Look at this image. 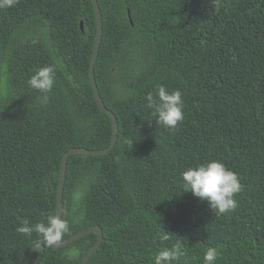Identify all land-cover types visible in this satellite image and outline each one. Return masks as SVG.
Masks as SVG:
<instances>
[{
  "label": "trees",
  "instance_id": "trees-1",
  "mask_svg": "<svg viewBox=\"0 0 264 264\" xmlns=\"http://www.w3.org/2000/svg\"><path fill=\"white\" fill-rule=\"evenodd\" d=\"M97 2L93 71L117 136L106 154L68 156L61 240L100 226L103 241L86 264H153L176 243L186 252L178 264H204L209 247L216 264H264V0ZM97 28L92 0L0 8V264H18L37 243L38 264H81L97 239L89 232L54 248L17 231V217L56 216L66 151L112 140L90 82ZM45 65L56 79L41 104L27 81ZM159 85L182 93L175 130L146 105ZM210 160L239 176L234 212L216 215L184 187L182 173Z\"/></svg>",
  "mask_w": 264,
  "mask_h": 264
},
{
  "label": "clouds",
  "instance_id": "clouds-1",
  "mask_svg": "<svg viewBox=\"0 0 264 264\" xmlns=\"http://www.w3.org/2000/svg\"><path fill=\"white\" fill-rule=\"evenodd\" d=\"M18 3L19 0H0V8H11ZM55 79L56 70L52 65L39 67L28 79V85L41 93V104L48 103ZM145 101L147 107L154 110L156 123L166 129L175 130L178 123L184 119V102L178 89L168 92L166 86L159 85L155 95L152 92L146 94ZM182 180L186 191H191L195 197L207 201L216 215L231 213L237 209L235 196L242 191L243 185L238 174L227 168L223 162L210 160L196 167H189L182 173ZM17 219L18 232L28 237L35 232L49 246L59 242L62 235L68 231V224L57 216H48L46 220L35 224L24 217ZM162 238L167 239L168 236L165 234ZM219 255L218 249L209 247L204 253V264H216ZM184 256V246L176 243L171 248L161 249L155 255L153 264H178Z\"/></svg>",
  "mask_w": 264,
  "mask_h": 264
},
{
  "label": "water",
  "instance_id": "water-1",
  "mask_svg": "<svg viewBox=\"0 0 264 264\" xmlns=\"http://www.w3.org/2000/svg\"><path fill=\"white\" fill-rule=\"evenodd\" d=\"M94 8H95V12H96V17H97V35H96V39H95V45H94V50H93V56H92V62L90 65V82L92 85V90H93V94H94V98L98 104V106L100 107L101 110H103L105 113H107L111 120H112V124H113V133H112V140L110 142V144L105 147V148H101V149H87V148H71L68 151L65 152L63 158H62V163H61V173H60V180H59V188H58V194H57V213L56 216L59 217L61 219V214H62V209H63V202H62V191H63V184H64V177H65V168H66V161L67 158L70 154L74 153V154H84V155H100V154H106L114 145V141L116 139L117 136V122H116V118L114 116V114L104 105L97 85H96V81H95V77H94V71H93V66H94V62L96 59V55H97V51H98V47L100 44V38H101V31H102V23H101V14H100V9H99V5L97 0H92ZM82 27V26H81ZM89 232H94L97 233V239L96 241L90 246V248L86 251L81 264H86L89 257L91 256V254L94 252V250L101 244V242L103 241V235H102V229L100 226L95 225V226H90L88 228L82 229L72 235H70L69 237L57 242L56 244L52 245V247L54 248H59L62 247L72 241H74L75 239L83 236L84 234H87ZM38 250L37 256L35 257L34 261L32 264H38L39 259L43 253L44 250V245L42 243H37L35 245H33L31 248H29L25 254L23 255V257L21 258V260L18 262V264H24L26 262V260L28 259V257L30 256V254L34 251V250Z\"/></svg>",
  "mask_w": 264,
  "mask_h": 264
}]
</instances>
